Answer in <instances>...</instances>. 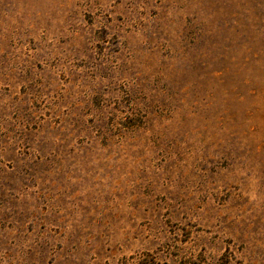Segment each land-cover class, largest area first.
<instances>
[{
  "label": "rangeland",
  "instance_id": "1",
  "mask_svg": "<svg viewBox=\"0 0 264 264\" xmlns=\"http://www.w3.org/2000/svg\"><path fill=\"white\" fill-rule=\"evenodd\" d=\"M143 258L264 264V0H0V264Z\"/></svg>",
  "mask_w": 264,
  "mask_h": 264
},
{
  "label": "trees",
  "instance_id": "2",
  "mask_svg": "<svg viewBox=\"0 0 264 264\" xmlns=\"http://www.w3.org/2000/svg\"><path fill=\"white\" fill-rule=\"evenodd\" d=\"M156 264V262L154 263L153 260H147V258H143L142 260H140V262H138V264Z\"/></svg>",
  "mask_w": 264,
  "mask_h": 264
}]
</instances>
